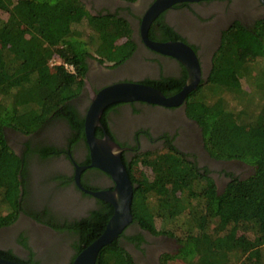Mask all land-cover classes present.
I'll use <instances>...</instances> for the list:
<instances>
[{
    "label": "trees",
    "instance_id": "trees-1",
    "mask_svg": "<svg viewBox=\"0 0 264 264\" xmlns=\"http://www.w3.org/2000/svg\"><path fill=\"white\" fill-rule=\"evenodd\" d=\"M0 12L5 14L0 17L3 226L18 216L19 178L24 170L23 160L9 143V132L29 135L52 118H64L78 138L84 137V119L80 120L72 99L84 85L87 58L93 57L90 47L100 62L113 59L123 32L119 20L90 14L80 0H0ZM71 24L76 27L71 29ZM53 57L72 64L75 73L62 64L51 65ZM243 79L252 90L243 88ZM206 84L216 93L231 95L237 106L225 96L209 103L204 96L202 101L189 102L188 109L196 116L189 115L202 127L205 149L215 160L244 162L254 172L242 179L233 177L219 191L207 168L201 173L178 152L154 158L145 154L136 165H146L153 180L132 178L137 185L133 220L155 233L170 234L168 226L186 215L177 238L179 250L164 255L162 264H264V20L224 34ZM48 149L38 152L48 155ZM152 198L155 208L150 210ZM109 217L84 225L87 244L102 233ZM156 218L162 221L161 229L155 225ZM96 264L135 263L114 241L100 251Z\"/></svg>",
    "mask_w": 264,
    "mask_h": 264
},
{
    "label": "flooded vegetation",
    "instance_id": "flooded-vegetation-1",
    "mask_svg": "<svg viewBox=\"0 0 264 264\" xmlns=\"http://www.w3.org/2000/svg\"><path fill=\"white\" fill-rule=\"evenodd\" d=\"M80 1L94 16L119 20L123 32L116 41L119 53L103 62L87 58L84 85L72 99L80 120L84 119V137L78 138V132L64 118H52L29 135L16 131L8 134L24 170L19 178L18 216L0 226V257L17 262L72 264L93 242L87 244L84 225L113 215V205L95 194L114 190L116 182L108 172L92 166L85 135L91 90L99 92L113 84L138 82L158 88L166 96L178 94L189 78V68L178 57L155 49L153 43L178 42L190 47L201 78L197 88L177 106L133 101L114 103L104 110L95 136L108 134L124 148L121 158L133 176L134 188L136 162L159 150L178 152L201 173L207 168L219 191L233 177L242 179L254 172L244 162L213 159L204 147L202 127L189 115L188 108L189 97L211 79L224 34L239 25L250 28L264 20V0L172 2L147 28L146 18L160 0ZM44 148H49L48 155L38 152ZM114 241L135 264H162L164 255H173L180 247L176 238L143 228L134 220Z\"/></svg>",
    "mask_w": 264,
    "mask_h": 264
},
{
    "label": "water",
    "instance_id": "water-1",
    "mask_svg": "<svg viewBox=\"0 0 264 264\" xmlns=\"http://www.w3.org/2000/svg\"><path fill=\"white\" fill-rule=\"evenodd\" d=\"M187 0H160L151 8L146 18V28L166 4ZM152 46L163 52L178 57L189 68V78L184 88L174 96H166L153 86L138 82H121L105 87L99 92L91 90V104L85 116V135L91 149L92 166H98L108 172L116 182L114 190L95 194L111 203L114 213L103 233L80 252L72 264H96L100 251L112 243L133 221L132 203L134 184L125 168L122 148L108 134L103 138L95 136V130L101 125L104 110L118 102L143 101L164 106L182 104L200 82V66L192 49L183 43H153ZM0 264H27L0 257Z\"/></svg>",
    "mask_w": 264,
    "mask_h": 264
},
{
    "label": "rangeland",
    "instance_id": "rangeland-1",
    "mask_svg": "<svg viewBox=\"0 0 264 264\" xmlns=\"http://www.w3.org/2000/svg\"><path fill=\"white\" fill-rule=\"evenodd\" d=\"M4 17L5 14L3 12H0V17ZM71 29H74L76 27L75 24H71ZM92 45V44H90ZM90 53L93 54V57L91 58H94V59H98V58H101L100 56H97L96 53L94 52L93 48L90 47ZM118 53V52H117ZM116 53H114V57L117 55H115ZM113 57V58H114ZM104 58V57H102ZM106 59V58H104ZM207 84H203L196 92H194L193 95H191L189 97V102H192V99H196L198 101H202V96L206 97V100L207 102H213L217 99H219L220 97H223L225 96L227 100H229V102L231 103V105L233 106H237V104L235 103V101L232 99V96L231 95H222L221 93H216V89L210 85H207ZM242 85H243V88L245 90H252V85L250 84V82L246 81L245 79L242 80ZM240 105H238L239 107ZM195 112L191 111L189 109V114L194 116ZM196 116V115H195ZM167 150H159L158 152H155L154 154L150 155L149 158H154L156 155H159V154H163V153H166ZM145 157V156H144ZM144 157H140V159H143ZM139 159V160H140ZM134 175L136 177V179H139V180H143V179H146L148 182H151L153 179V175L152 173L150 172V169L144 165V164H141V165H138L136 166V169L134 170ZM146 185H149L148 183H146ZM148 206H149V209L152 210L155 208V201L154 199L152 198V200H150V203H148ZM186 218V215H181V217L178 218L177 220V224L174 225V224H170L168 226V229L169 230V233L171 235H174V238H178V236H181V227L180 225L183 223L184 219ZM155 225L158 229H161V226H162V221L160 218H156L155 220ZM170 234H167L168 236H171ZM251 235V234H250ZM173 237V236H171ZM175 263V262H174ZM177 263V261H176ZM175 263V264H176ZM198 264H202V261H200Z\"/></svg>",
    "mask_w": 264,
    "mask_h": 264
},
{
    "label": "built area",
    "instance_id": "built-area-1",
    "mask_svg": "<svg viewBox=\"0 0 264 264\" xmlns=\"http://www.w3.org/2000/svg\"><path fill=\"white\" fill-rule=\"evenodd\" d=\"M50 64L54 65V64H62L69 72L71 73H75V67L72 64H69L67 62H64L60 59H57L56 57H53L50 60Z\"/></svg>",
    "mask_w": 264,
    "mask_h": 264
}]
</instances>
